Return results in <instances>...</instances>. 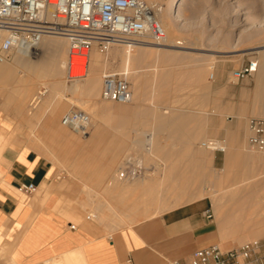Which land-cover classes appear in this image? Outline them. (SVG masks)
I'll use <instances>...</instances> for the list:
<instances>
[{
  "label": "rangeland",
  "instance_id": "1",
  "mask_svg": "<svg viewBox=\"0 0 264 264\" xmlns=\"http://www.w3.org/2000/svg\"><path fill=\"white\" fill-rule=\"evenodd\" d=\"M150 1L163 6L169 2ZM177 9L182 20L166 29L167 42L181 41L182 47L192 49L168 53L135 46L129 69L127 43H115L107 50L95 44L82 77L70 78L65 70L43 77L32 90H25L23 78L33 74L36 62L19 59L16 51L6 64L11 73L0 74V126L10 138L8 144L35 150L51 163L52 181L60 184L62 197L78 214L70 217L75 225L112 233L177 205L207 198L221 217L240 229L264 226V153L249 149L246 137L239 153L220 165L214 160L216 151L202 146V141L216 137L200 134L215 117L211 103L221 79L224 96L228 87L245 92L241 99L251 107L246 121L264 116V83L257 81L258 73L264 71V0H181ZM0 32L1 42L5 32ZM46 37L65 41L59 48L69 61L68 38L63 34ZM136 39L157 45L147 37ZM42 55L43 59L48 56ZM250 60L258 61L259 70L234 82L233 70ZM94 70L99 74V90L67 89L72 81L84 83ZM107 74L130 82L131 102L102 98ZM43 85L48 93L31 106ZM158 103L163 108L155 109ZM73 109L90 113L93 125L86 134L62 124L63 116ZM227 114L232 113L224 110L222 117ZM62 127L64 135L58 137ZM128 157L140 172L135 178L119 179L117 173ZM261 237L224 238L220 244L231 247Z\"/></svg>",
  "mask_w": 264,
  "mask_h": 264
},
{
  "label": "crops",
  "instance_id": "2",
  "mask_svg": "<svg viewBox=\"0 0 264 264\" xmlns=\"http://www.w3.org/2000/svg\"><path fill=\"white\" fill-rule=\"evenodd\" d=\"M216 84L211 103L215 117L200 134L224 142L226 149L214 153L215 162L224 165L249 138L253 116L246 121L251 107L241 99L245 92L228 87L224 96V80ZM155 107L163 108L159 103ZM224 110L232 113L225 119ZM8 143L0 152V264H45L48 260H52L49 264H124L129 257L136 264H166L168 259L188 262L197 249L224 238L264 237V226L240 229L221 217L210 198L195 199L112 233L91 225L73 227L68 218L78 214L62 197L60 184L52 181L51 163L35 150ZM31 183L35 191L20 189ZM209 208L212 216H208Z\"/></svg>",
  "mask_w": 264,
  "mask_h": 264
},
{
  "label": "built area",
  "instance_id": "3",
  "mask_svg": "<svg viewBox=\"0 0 264 264\" xmlns=\"http://www.w3.org/2000/svg\"><path fill=\"white\" fill-rule=\"evenodd\" d=\"M0 29L5 31L0 42V62L9 61L20 48L37 45L47 34L67 36L70 41V78L83 76L88 66L89 52L95 44L107 50L115 43L131 44L138 40L136 38L145 37L159 45L167 43L165 27L155 14L150 0H0ZM176 45L182 46V42L178 41ZM257 70L258 61L250 60L233 70V80L238 82L253 76ZM214 77L212 73L211 78ZM47 93L48 87L43 85L30 105L35 107ZM101 96L118 103H129L133 99V90L126 78L107 74ZM62 123L83 134L93 125L90 113L82 109L67 112ZM249 129V149L264 153V117H251ZM217 141L208 139L203 145L214 147L215 151H224L223 147L217 146ZM139 172L140 168L134 166L132 158L128 157L117 178H135ZM20 189L31 193L36 186L32 183L22 184ZM207 212L208 216H212L210 208ZM72 226L75 227V224ZM124 264L136 262L129 257ZM166 264H264V237L231 247L216 243L197 249L188 262L168 259Z\"/></svg>",
  "mask_w": 264,
  "mask_h": 264
},
{
  "label": "bare ground",
  "instance_id": "4",
  "mask_svg": "<svg viewBox=\"0 0 264 264\" xmlns=\"http://www.w3.org/2000/svg\"><path fill=\"white\" fill-rule=\"evenodd\" d=\"M168 1V0H167ZM181 0H169V2L167 3L166 6H163V5H160V4H154V1H150L151 3H153V8H154V11H155V14L157 15V17L162 21L164 27H165V30L166 29H169L173 23L175 21H180L182 20V14L180 13V11H178V5H179V2ZM163 4V3H162ZM173 10V11H172ZM173 27V26H172ZM1 31H4L2 29H0ZM5 32V31H4ZM167 32V30H166ZM1 33V32H0ZM50 34H47L45 36H48ZM45 36L43 37V39L35 46H31V47H24V48H20L17 50V55L19 57V59H25V58H32L35 60V70L33 72L32 75H28L26 79L23 78V80L25 81V90H32V88H34V85L36 84L37 81H40L43 77H48V76H57L58 74L60 73H63L65 70H68V67H69V61L66 60V54L62 53V51L60 50L59 46H60V43H64L65 41H62L58 38H55V37H46ZM53 36V35H52ZM168 32H167V38H168ZM67 37V36H66ZM68 38V37H67ZM2 39V38H1ZM68 46L70 45V41L68 39ZM68 46L65 48L66 49V52L65 50L63 52L67 53L68 52ZM127 49H126V66L127 68H129L130 66V62H131V55H132V50L134 49L133 47L136 46L137 47H148V48H156V49H162V50H166L168 51H185V50H188V49H192L193 47H189V46H179V45H176L175 44H172V43H169L167 42L166 44L164 45H152L150 44L149 42H145V41H140V40H137V41H133L131 44H127ZM64 49V47H63ZM41 50V52L39 51ZM137 49H134V52L136 51ZM38 52L40 53L38 55V58H34L33 57V54H38ZM42 52L44 53H47L48 56L46 59H43V55H42ZM69 53V52H68ZM136 53V52H135ZM142 53V52H141ZM134 54V53H133ZM172 54V53H171ZM169 54V55H171ZM168 55V54H167ZM173 55V54H172ZM169 58V57H168ZM18 61V60H17ZM8 61L6 62H0V74H7L10 72L8 66L9 65H6ZM11 68V67H10ZM13 68V67H12ZM130 69V68H129ZM128 69V70H129ZM258 70H259V65H258ZM11 73V72H10ZM74 73H76L74 71ZM126 73V71H125ZM8 75H11V74H8ZM7 75V76H8ZM11 77V76H10ZM65 77V76H64ZM22 80V79H21ZM22 80V81H23ZM76 81V80H75ZM75 81H72L71 83L68 84L67 86V89L68 90H84L85 92H88L89 90H99L100 88V81H99V74L96 70L92 71L90 77L82 84L78 85L76 84ZM257 81L258 83H264V71L262 70L261 72L258 73V77H257ZM79 82V81H77ZM57 85V84H56ZM61 87V86H59ZM56 88V87H55ZM57 89V88H56ZM60 89V88H59ZM66 89V90H67ZM87 90V91H86ZM96 94V93H94ZM90 95V94H89ZM88 95V96H89ZM105 108V107H103ZM261 114V113H260ZM63 124V123H62ZM64 125V124H63ZM65 126V125H64ZM67 128V127H66ZM51 129V128H50ZM53 129V128H52ZM4 128L2 126H0V152L2 151V149L5 147V145L10 141V138L7 137L4 133ZM61 130V131H60ZM60 130H57L58 132H56V134L58 135H61L65 129L64 127H62ZM68 131V130H67ZM62 132V133H61ZM54 133V132H53ZM8 134V133H7ZM44 134V133H43ZM64 134H62L63 136ZM151 138H148V134H147V143L150 144V141H151ZM55 139V138H54ZM71 139V138H70ZM210 140V139H209ZM205 141H202V146L203 143ZM217 146L218 147H223L224 149H226V146L223 144L222 141L218 140L217 141ZM207 148V147H206ZM208 149H211L213 151L214 150V147H211V148H208ZM253 151V150H252ZM258 157V156H257ZM257 160V159H256ZM186 182H188L187 180H185ZM185 183V182H184ZM142 185V184H141ZM148 185V184H147ZM186 186V185H184ZM137 188V187H135ZM185 188V187H184ZM139 189V188H138ZM149 189V187H148ZM154 191V190H153ZM153 191H150L153 193ZM187 191V190H186ZM156 193V192H155ZM158 193V192H157ZM161 193V192H160ZM172 193V192H171ZM177 193H180L177 191ZM156 195V194H155ZM183 195V194H182ZM176 196V195H175ZM180 196V195H179ZM185 197V196H184ZM153 198V196H152ZM140 199V198H139ZM152 200V199H151ZM149 199V201H151ZM155 200V199H154ZM153 200V201H154ZM158 200V199H156ZM181 200V199H180ZM142 201V200H141ZM140 201V202H141ZM180 203V202H179ZM143 204V203H141ZM178 206V205H177ZM180 206V205H179ZM70 217H75L73 216L72 214L70 215ZM76 218V217H75ZM74 218V219H75ZM70 221L72 219L68 218ZM74 221V220H73ZM72 223V222H71ZM73 224V223H72ZM71 255V254H70ZM69 255V256H70ZM76 255V254H75ZM78 257V255H76ZM54 259V258H53ZM74 259V258H73ZM80 259V258H79ZM49 261V260H48ZM47 261V262H48ZM52 261V260H51ZM50 261V262H51ZM55 261V260H54ZM70 261V259H69ZM46 262V263H47ZM49 262V263H50ZM57 262V261H56ZM73 262V261H72ZM45 263V264H46ZM47 263V264H49ZM54 263V262H53ZM52 263V264H53ZM68 263V262H67ZM58 264V263H56ZM60 264V263H59ZM63 264V263H61ZM74 264V263H73Z\"/></svg>",
  "mask_w": 264,
  "mask_h": 264
}]
</instances>
